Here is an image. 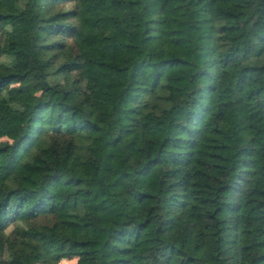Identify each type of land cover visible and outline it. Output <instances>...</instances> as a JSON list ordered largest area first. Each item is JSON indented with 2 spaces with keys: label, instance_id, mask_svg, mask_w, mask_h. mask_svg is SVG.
Listing matches in <instances>:
<instances>
[{
  "label": "trees",
  "instance_id": "obj_1",
  "mask_svg": "<svg viewBox=\"0 0 264 264\" xmlns=\"http://www.w3.org/2000/svg\"><path fill=\"white\" fill-rule=\"evenodd\" d=\"M264 264V0H0V264Z\"/></svg>",
  "mask_w": 264,
  "mask_h": 264
},
{
  "label": "rangeland",
  "instance_id": "obj_2",
  "mask_svg": "<svg viewBox=\"0 0 264 264\" xmlns=\"http://www.w3.org/2000/svg\"><path fill=\"white\" fill-rule=\"evenodd\" d=\"M77 262V258H63L60 263L61 264H74ZM39 264H42V263H39Z\"/></svg>",
  "mask_w": 264,
  "mask_h": 264
}]
</instances>
